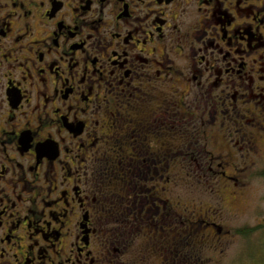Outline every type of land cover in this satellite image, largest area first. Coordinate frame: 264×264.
I'll return each instance as SVG.
<instances>
[{
    "label": "flooded vegetation",
    "instance_id": "1",
    "mask_svg": "<svg viewBox=\"0 0 264 264\" xmlns=\"http://www.w3.org/2000/svg\"><path fill=\"white\" fill-rule=\"evenodd\" d=\"M259 161L264 0H0V264H203Z\"/></svg>",
    "mask_w": 264,
    "mask_h": 264
},
{
    "label": "rangeland",
    "instance_id": "2",
    "mask_svg": "<svg viewBox=\"0 0 264 264\" xmlns=\"http://www.w3.org/2000/svg\"><path fill=\"white\" fill-rule=\"evenodd\" d=\"M254 170H257L256 174L246 178L248 184L242 192L244 195L236 200L235 207L240 210L238 217L225 215L224 226L232 228V234L218 249H224V252L206 253L202 257L203 264H264V162H257ZM209 181L200 185L202 188L198 191L200 186H191V199L218 202L214 191L219 190L222 179L209 178ZM184 190L178 185L180 200L190 196Z\"/></svg>",
    "mask_w": 264,
    "mask_h": 264
}]
</instances>
